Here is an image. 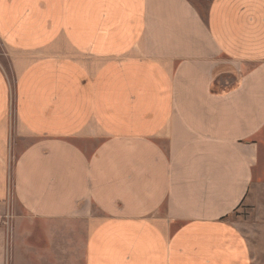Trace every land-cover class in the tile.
Instances as JSON below:
<instances>
[{
	"label": "crops",
	"instance_id": "obj_1",
	"mask_svg": "<svg viewBox=\"0 0 264 264\" xmlns=\"http://www.w3.org/2000/svg\"><path fill=\"white\" fill-rule=\"evenodd\" d=\"M0 42V207L11 177L84 264H252L264 0H0Z\"/></svg>",
	"mask_w": 264,
	"mask_h": 264
},
{
	"label": "rangeland",
	"instance_id": "obj_2",
	"mask_svg": "<svg viewBox=\"0 0 264 264\" xmlns=\"http://www.w3.org/2000/svg\"><path fill=\"white\" fill-rule=\"evenodd\" d=\"M15 54L0 42V66L15 77L12 65ZM234 84L224 80L217 87ZM10 128L14 133L15 109ZM261 151L255 167L254 182L241 207L230 217L249 246L252 264H264V132L259 139ZM17 154V155H16ZM6 163L9 173L19 155ZM9 197L0 207V264H84V228L82 235L73 234L64 223L27 219L25 212L12 199V183L9 177ZM13 201V202H12ZM81 231V227L71 231ZM68 230V231H67Z\"/></svg>",
	"mask_w": 264,
	"mask_h": 264
}]
</instances>
